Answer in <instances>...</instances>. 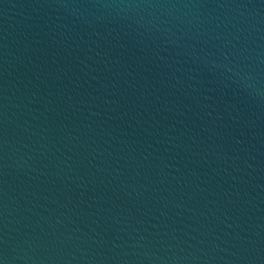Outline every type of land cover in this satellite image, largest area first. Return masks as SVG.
Wrapping results in <instances>:
<instances>
[{"label": "water", "instance_id": "95a60500", "mask_svg": "<svg viewBox=\"0 0 264 264\" xmlns=\"http://www.w3.org/2000/svg\"><path fill=\"white\" fill-rule=\"evenodd\" d=\"M0 264H264V0H0Z\"/></svg>", "mask_w": 264, "mask_h": 264}]
</instances>
